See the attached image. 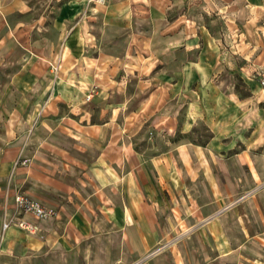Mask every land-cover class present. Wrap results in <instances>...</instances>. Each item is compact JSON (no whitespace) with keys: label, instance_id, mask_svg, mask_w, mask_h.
Wrapping results in <instances>:
<instances>
[{"label":"crops","instance_id":"crops-1","mask_svg":"<svg viewBox=\"0 0 264 264\" xmlns=\"http://www.w3.org/2000/svg\"><path fill=\"white\" fill-rule=\"evenodd\" d=\"M146 1L130 0L129 9L136 12L140 8L133 6L140 5L151 17L152 5ZM84 7L83 0L65 6L60 23ZM15 9L24 13L30 7L23 0H0V16ZM155 27L154 37L131 41L115 61L134 68L129 77L137 79V91L129 110L151 115L152 125L163 131L159 144L138 151L131 132L139 118L130 115L123 134L125 126L114 116L123 107H112L113 117L101 126L71 119L76 150L49 152L48 158L38 152L27 173L31 187L25 194L55 208L58 216L45 221L52 224L48 231L34 227L31 217L22 218L33 227L25 243L33 251L46 248L56 256L53 264H71L78 256H95V264H159L155 255L168 240L193 228L225 242L231 217L245 229L255 217L264 222V89L246 74V66L238 70L249 80L245 98L212 82L222 71L232 75L227 69L232 63L219 41L194 22ZM85 44L72 41L69 52ZM108 61L99 56L98 62ZM104 74L95 79L108 82L111 74ZM88 82L71 76L64 87H54L56 103L77 111ZM141 90L146 95L137 104ZM199 125L209 131L208 138L195 133ZM9 165L1 164L0 172L6 173ZM7 239L4 235L0 242V256L11 247Z\"/></svg>","mask_w":264,"mask_h":264},{"label":"rangeland","instance_id":"rangeland-1","mask_svg":"<svg viewBox=\"0 0 264 264\" xmlns=\"http://www.w3.org/2000/svg\"><path fill=\"white\" fill-rule=\"evenodd\" d=\"M23 1L30 7L28 12L15 9L0 16V167L6 161L10 164L6 173L0 172V242L5 235L12 243L0 256V264H53L56 256L46 248H28L26 236L33 227L25 230L20 226L22 218L29 215L20 213L14 204L15 194L31 187L26 176L37 153L48 158L49 152L75 151L70 139L71 119L101 126L114 114L115 122L125 126L123 134H127L128 118L136 113L139 121L131 134H135L138 151L159 144L163 131L152 125L151 115L129 110L137 91V79L129 77L134 68L115 61L126 54L131 41L149 34L154 37L158 23L194 22L219 41L223 55L232 63L227 67L232 75L222 71L211 80L223 91L235 92L241 98L249 95V80L238 71L245 66L246 74L264 89V0H147L149 7L152 5L151 17L140 5L133 6L140 10L131 12L130 0H83L81 13L65 25L59 21L63 8L75 0ZM81 40L85 46L78 45L70 53V43ZM101 54L109 61L98 62ZM102 72L111 74L104 84L95 79ZM71 76L89 81L87 94L75 112L56 103L53 96L54 87H64ZM145 95L142 90L138 93L137 104ZM119 106L123 109L117 115L109 111ZM195 133L204 139L210 136L201 125ZM29 218L41 230L52 226L51 222ZM247 226L245 229L231 217L225 223V242H214L203 235L201 227L193 228L168 240V246L155 258L159 264H264V222L255 217ZM90 257H73L71 264H95V256Z\"/></svg>","mask_w":264,"mask_h":264},{"label":"built area","instance_id":"built-area-1","mask_svg":"<svg viewBox=\"0 0 264 264\" xmlns=\"http://www.w3.org/2000/svg\"><path fill=\"white\" fill-rule=\"evenodd\" d=\"M98 1L103 2L104 0ZM14 204L16 209L20 213L32 216L36 220L47 221L54 219L58 216V211L55 208L48 206L38 200H35L25 193H16L14 196ZM19 224L25 230L32 228V226L24 220H21ZM7 226L8 223L6 224V227Z\"/></svg>","mask_w":264,"mask_h":264}]
</instances>
